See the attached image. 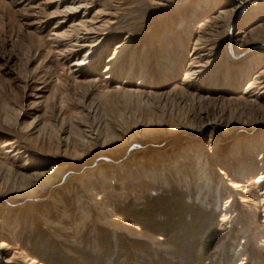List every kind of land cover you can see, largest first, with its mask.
<instances>
[{
  "label": "rangeland",
  "instance_id": "374dc122",
  "mask_svg": "<svg viewBox=\"0 0 264 264\" xmlns=\"http://www.w3.org/2000/svg\"><path fill=\"white\" fill-rule=\"evenodd\" d=\"M240 1L0 0V264H142L118 232L166 258L165 216L130 213L162 196L208 214L206 264H264V0Z\"/></svg>",
  "mask_w": 264,
  "mask_h": 264
},
{
  "label": "trees",
  "instance_id": "16d2710c",
  "mask_svg": "<svg viewBox=\"0 0 264 264\" xmlns=\"http://www.w3.org/2000/svg\"><path fill=\"white\" fill-rule=\"evenodd\" d=\"M157 198L158 197H150L145 207L129 210L131 215L133 214L140 217L139 220L134 217V220L140 226L153 233L157 232L162 224L160 219L155 218V213H161L165 216L163 227L173 232L172 235L160 232V234L166 237L165 244L169 246L166 252L167 257L163 258L161 255L156 254L157 252H152L144 241L126 237L120 232L115 234L118 241H120L119 244H122V246L126 248L128 242H134L139 250L144 252V256H147L146 258L144 257L145 260L144 262L142 261V264H206L212 256L211 249L215 243L214 240H209L213 235L214 225H210L206 222L208 214L201 209L193 208L189 204L187 205L182 199H180L177 204H173L168 203L170 197L162 196L161 199ZM187 213H192L191 219L185 218ZM104 231L105 236L111 238L110 232L107 229H104ZM122 236L124 237L121 238ZM29 252L33 258H37L44 264H62L61 259L56 260L50 255L49 252L51 251H46L43 256L36 253L35 250H29ZM74 252H78L82 255V258H84L83 264H90L92 256L94 257V255H91L85 249H75ZM66 258L65 256L64 259ZM70 259L72 258H69V260ZM75 263L78 264L79 262Z\"/></svg>",
  "mask_w": 264,
  "mask_h": 264
},
{
  "label": "bare ground",
  "instance_id": "6f19581e",
  "mask_svg": "<svg viewBox=\"0 0 264 264\" xmlns=\"http://www.w3.org/2000/svg\"><path fill=\"white\" fill-rule=\"evenodd\" d=\"M231 2H232V4H236L235 6H237V3L239 4V2H241L240 0H231ZM245 3V2H244ZM243 5H245V6H247V4H243ZM79 6V5H78ZM242 6V5H241ZM79 7H81V6H79ZM239 7V6H238ZM75 12V11H74ZM230 24V23H229ZM262 181H264V176H259L258 178H257V180H256V183L258 182H262ZM263 195H264V191H263Z\"/></svg>",
  "mask_w": 264,
  "mask_h": 264
}]
</instances>
